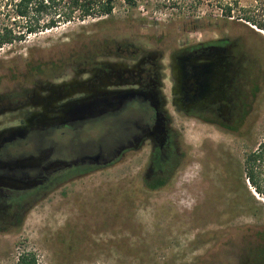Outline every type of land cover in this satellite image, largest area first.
I'll use <instances>...</instances> for the list:
<instances>
[{
  "label": "rangeland",
  "instance_id": "1",
  "mask_svg": "<svg viewBox=\"0 0 264 264\" xmlns=\"http://www.w3.org/2000/svg\"><path fill=\"white\" fill-rule=\"evenodd\" d=\"M17 1L0 0V32L26 28L29 19L17 17ZM42 1L47 8L40 13L41 24L53 20L56 25L0 48V94L21 83L27 63L84 54L107 39L158 46L170 54L192 42L239 38L264 67V0H110L111 15L102 13L109 0ZM86 9L91 15H83ZM173 126L183 158L168 191L143 190L148 151L130 155L36 205L21 228L3 240L9 264H20L24 255L34 256L36 264H164L170 253L166 230L184 231L188 241L208 223L223 231L218 240L233 243L236 251L257 247L264 234V195L245 174L250 154L263 150L264 80L241 130L189 118H176ZM254 169L264 191V156ZM127 216H135L134 234Z\"/></svg>",
  "mask_w": 264,
  "mask_h": 264
},
{
  "label": "flooded vegetation",
  "instance_id": "2",
  "mask_svg": "<svg viewBox=\"0 0 264 264\" xmlns=\"http://www.w3.org/2000/svg\"><path fill=\"white\" fill-rule=\"evenodd\" d=\"M64 56L27 63L21 83L0 94L1 264L10 261L3 240L36 205L130 155L148 151L143 190L168 191L182 168L176 118L239 131L250 121L264 80V67L252 60L245 43L226 36L176 46L170 54L158 46L107 39L94 51ZM184 67L189 72L197 67V79L208 85L205 94L194 99L185 93ZM106 94L126 99L88 115L70 107ZM158 117L162 134L153 130ZM10 129H16L14 137ZM97 155V161L89 160ZM127 221L134 234L135 216ZM210 225L188 241L184 231L166 230L170 253L164 264H264V234L253 250L236 251L233 243L219 241L224 232Z\"/></svg>",
  "mask_w": 264,
  "mask_h": 264
},
{
  "label": "trees",
  "instance_id": "3",
  "mask_svg": "<svg viewBox=\"0 0 264 264\" xmlns=\"http://www.w3.org/2000/svg\"><path fill=\"white\" fill-rule=\"evenodd\" d=\"M110 3L111 1L109 0L107 5L103 7L102 13H104L105 15L112 14L113 10ZM14 6L16 7L15 13L17 17L25 20L29 19V21L27 22L26 28L21 32H14L12 30L1 31L0 48L5 44H12L14 41L25 40L27 36L35 34L41 31L43 28H52L56 25V22L53 20H49L48 24L46 25L41 24L40 13L47 8V4H44L42 0H18ZM32 12L36 13L33 15V18L30 17V14ZM83 13L84 16H89L91 15V10L86 9ZM260 29L263 28L260 27ZM262 149L264 150V145ZM263 150L260 152L256 151L250 154V156L248 157L249 168L247 169V172L245 174L248 183H250L252 187H254L256 191H258V193L262 195H264V191L262 190L260 175L254 169V165L258 161L262 160L264 156ZM36 262L37 260L34 256L28 255L22 256L20 260V264H36Z\"/></svg>",
  "mask_w": 264,
  "mask_h": 264
},
{
  "label": "water",
  "instance_id": "4",
  "mask_svg": "<svg viewBox=\"0 0 264 264\" xmlns=\"http://www.w3.org/2000/svg\"><path fill=\"white\" fill-rule=\"evenodd\" d=\"M181 73L183 75L182 76L183 84L185 85L184 90H185V93L187 95H190V96L192 95L193 98L196 99L198 97V95H203L206 93L208 85L205 82L204 83H203V81L200 82V80L197 79L198 74H199L197 67H192L191 72H189L188 69L184 67V68H182ZM125 99H126V95L112 96V95L106 94V96H104L102 98L100 97V99L96 98V97L88 98V99H85L84 101L81 102L84 104H81V105L74 104L70 107H71L72 111L76 108H78V109L84 108L85 115H88L89 113H91L93 111H98V110H101V111L105 110L106 111L107 109H110L112 107L111 105L113 103L118 102L120 104ZM111 102H113V103H111ZM115 104H117V103H115ZM74 106H76V108ZM86 112H87V114H86ZM153 130L156 134L157 133L158 134L163 133V123H162V120L160 117L157 118V122L154 125ZM16 132H17L16 129H10L8 133L14 137V135L17 134ZM22 132L25 133V130H23ZM163 142H164V139H163ZM99 158H100V156L97 155L94 157H90L89 160L97 161Z\"/></svg>",
  "mask_w": 264,
  "mask_h": 264
},
{
  "label": "bare ground",
  "instance_id": "5",
  "mask_svg": "<svg viewBox=\"0 0 264 264\" xmlns=\"http://www.w3.org/2000/svg\"><path fill=\"white\" fill-rule=\"evenodd\" d=\"M259 199V198H258Z\"/></svg>",
  "mask_w": 264,
  "mask_h": 264
}]
</instances>
